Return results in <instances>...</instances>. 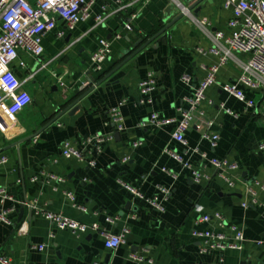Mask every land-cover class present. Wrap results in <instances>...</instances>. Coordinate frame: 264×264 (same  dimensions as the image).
I'll return each mask as SVG.
<instances>
[{
    "label": "crops",
    "instance_id": "obj_1",
    "mask_svg": "<svg viewBox=\"0 0 264 264\" xmlns=\"http://www.w3.org/2000/svg\"><path fill=\"white\" fill-rule=\"evenodd\" d=\"M180 1L187 7L186 15L161 33L181 13L173 0H95L90 18L73 30L58 19L56 28L43 35L41 58L20 53L14 69L33 102L8 128L0 125V157L9 158L0 165V187L13 196L2 208L16 207L8 214L11 223L0 221V256L10 257L13 264H138L133 253L154 264H264V244L259 243L264 237V209L242 206L251 199L244 182L264 183V149L260 147L264 142L260 114L264 91L240 86L256 104L249 110L224 91L222 84L234 82L240 75L239 67L230 60L207 89L201 106L204 114L197 113L186 131V145L173 136L177 122L140 126L152 112L177 120L182 117L179 108L189 107L185 99L205 77V67L219 62L209 52L214 45L212 35L216 31L231 33L232 10L224 7L223 0H203L198 14L188 8L196 0ZM97 17L103 20L99 22ZM128 22L132 30L125 28ZM101 39L111 42L112 55L104 70L97 72L90 57ZM235 54L242 61L248 58ZM149 72L157 77V89L151 103H140L139 83ZM54 73L63 77L64 86ZM186 76L189 82L184 80ZM79 98L78 109L67 111ZM112 107L121 110L124 131L116 130L111 121L108 111ZM205 131L220 135L216 147L203 137ZM96 134L108 139L99 153L93 145L87 146L88 163L61 155L66 140L80 146L82 139ZM135 141L141 144L133 147ZM167 148L195 166L206 167L211 180L195 183L190 170L167 153ZM201 153L235 161L239 165L236 187L229 188L218 179ZM89 159L95 164H89ZM52 175L62 180L52 179ZM122 183L145 197L159 199H164L161 187L170 189L165 211L154 210ZM66 191L74 195V201ZM258 195L264 200L263 190ZM32 201L109 232L124 233V243L111 251L96 232L76 234L61 229L36 215L27 204ZM217 211L226 217L223 227L214 222L197 224L202 214ZM231 225L243 231V249L201 252L202 243L193 235L195 228L232 237ZM41 245L45 249H39Z\"/></svg>",
    "mask_w": 264,
    "mask_h": 264
},
{
    "label": "built area",
    "instance_id": "obj_2",
    "mask_svg": "<svg viewBox=\"0 0 264 264\" xmlns=\"http://www.w3.org/2000/svg\"><path fill=\"white\" fill-rule=\"evenodd\" d=\"M95 0H0V125L8 128L9 123L17 119L18 114L25 110L33 102V97L24 88V81L19 78L15 72L14 66L19 60L21 52L39 59L44 54L43 35L56 28L58 19L65 22L66 28L73 30L78 23L90 18L92 4ZM148 3L151 0H142ZM181 9V12H187V7L180 0H173ZM226 9L232 10V17L228 22L231 30L229 35L223 31H216L212 37L214 41L213 47L209 52L219 57V62L205 67L206 75L200 84L194 90L192 96L185 100L188 102V108H179L182 117L177 120L167 118L158 112H152L149 117L140 123L141 127L153 126L163 127L171 123L177 122V129L173 136L175 140L183 144H187L185 133L194 123L197 113L201 115L202 103L206 98L207 89L217 82V74L220 68L230 60L234 61L240 69V75L236 81H227L222 84V89L229 94L237 97L246 105V109H254L256 104L249 99L244 90L240 87L251 88L253 90L264 91V0H223ZM136 14L132 15L135 18ZM101 22L103 18L97 17ZM202 23H206L202 21ZM125 28L132 30L131 22L125 24ZM60 36L64 32H59ZM235 53L248 55L246 60H240ZM112 55V44L109 40L101 39L98 49L91 55L90 62L93 70L102 72L105 62ZM19 64L24 66L25 63L20 61ZM58 84L64 86L62 76L54 73ZM31 75L29 78H32ZM189 82V77H184ZM157 89V77L154 72H149L148 76L139 83V90L142 98L140 103H151L152 94ZM111 121L116 130L124 131V117L119 107H112L108 111ZM261 117L264 119V109L261 111ZM203 137L216 147L220 140V135L216 132L205 131ZM107 137L102 134H96L81 140L80 146L76 142L66 140L61 147V155L65 158H76L80 161L88 163V145L95 147V152L102 150V145L107 141ZM140 141H135L133 147H138ZM260 147L264 149V142ZM90 152V151H89ZM166 152L173 155L185 169L190 170L191 178L195 183L209 181L213 177L202 166H195L186 160L182 155L176 153L170 148ZM91 153V152H90ZM203 161H207L214 169L215 175L222 180L229 188L236 187L237 176L235 172L239 165L235 161L227 158H208L205 153H201ZM8 156L3 154L0 157V165L8 161ZM89 164H95L94 160L89 159ZM169 172V171H168ZM57 181L62 180L59 177L51 176ZM248 193L251 195L249 201H243L242 206L249 208L252 206H260L264 209V200L258 195V190L264 191V183L260 180L244 182ZM126 186L135 197L145 199L149 205L157 211H165L164 203L169 198L170 189L161 187L164 193V199L157 196L145 197L141 191L122 183ZM67 196L74 201V195L66 191ZM0 221L11 223L8 214L16 209L13 205L9 208H2L6 200H13V196L9 191L0 187ZM36 213L50 222L56 224L59 228L70 230L76 234L87 232H96L104 239L105 247L111 251L118 249L124 243V233H112L103 229L98 224H87L76 219L67 217L63 214L56 213L46 209L44 206L38 205L37 201L27 203ZM226 217L223 213L217 211L215 213H204L198 220L197 224L215 223L218 227L226 224ZM233 236L229 237L228 233L216 231L213 229L201 230L195 228L193 230L194 237L201 241V252H210L213 250L226 251L229 249H243L245 236L243 231L236 225L230 226ZM264 244V237L259 241ZM39 249H45V245H41ZM132 259L138 264H154L151 259H145L143 256L133 253ZM0 264H13L8 256H0ZM100 264V263H98ZM224 264V263H223Z\"/></svg>",
    "mask_w": 264,
    "mask_h": 264
},
{
    "label": "water",
    "instance_id": "obj_3",
    "mask_svg": "<svg viewBox=\"0 0 264 264\" xmlns=\"http://www.w3.org/2000/svg\"><path fill=\"white\" fill-rule=\"evenodd\" d=\"M190 1H193V0H188V2H190ZM203 0H196L190 7H188L189 8V11H192V10H194V12H195V14H198L199 12H200V10H201V2H202ZM186 15V13L185 12H181L175 19H173V21L171 22V23H169L168 25H166L163 29H162V31H161V33L162 32H164V31H166L168 28H170L173 24H175L178 20H180L182 17H184ZM160 33H158V35H159ZM158 35H156L155 37H153L152 39H150L147 43H144L143 45H141L140 47H138L132 54H131V56H133V55H135L136 53H138L142 48H144L147 44H149L150 42H152V41H154V39H156L157 38V36ZM102 81H104V79L103 80H101L98 84H100ZM81 100V98H79L77 101H75L73 104H71V106L67 109V111L69 110V109H71L72 108V110H77L78 109V107H77V103L79 102ZM21 211H22V209H21Z\"/></svg>",
    "mask_w": 264,
    "mask_h": 264
}]
</instances>
